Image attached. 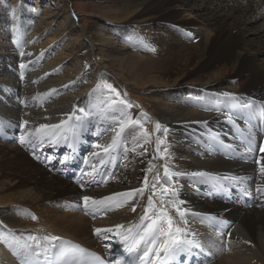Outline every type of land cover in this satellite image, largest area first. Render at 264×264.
I'll return each instance as SVG.
<instances>
[{"label": "bare ground", "instance_id": "bare-ground-1", "mask_svg": "<svg viewBox=\"0 0 264 264\" xmlns=\"http://www.w3.org/2000/svg\"><path fill=\"white\" fill-rule=\"evenodd\" d=\"M107 1L122 7L123 14L116 18V26L137 24L140 29L134 28L127 48L116 49L114 44L108 48L102 46L101 58L112 78L149 90L148 102L154 123L169 129L167 140L160 145L168 151L158 155L155 143L147 137L137 138L130 119H118L116 113L120 109L107 96L88 90L90 74L86 70L79 71L83 61L88 60L86 52L84 56L76 52L71 63L74 61L78 70L69 72L68 56L62 55V49H34L33 45L19 54V40L9 50L1 45L0 51L5 53L0 52V77L4 75L7 79L0 78V90H6L7 97L3 102L5 96H0V222L9 230L17 231L24 237L19 239L33 247L35 242L26 237H59L101 255L102 251L91 249L76 238L77 231L90 233L86 219L64 214L62 220L53 221L50 215L55 214L54 205L62 206L68 213H96L94 215L98 217L94 219L99 218L101 211L108 212L109 215L104 217L110 216L109 221H105L104 226L94 225V229L122 225V233L129 228L135 230L148 196L152 195L151 188L145 187L143 195H137L128 204L116 206L113 202L110 210L91 208L86 212L82 198L88 196L99 200L134 190L143 187L145 176L155 178L158 175L167 180L169 189L174 187L178 199L184 201L180 207L193 213V216L187 214L185 217L186 222L192 217L187 226L189 239L213 251L220 248L219 238L228 236L234 244L232 249H237L227 256L233 264H264V195L257 192L258 187H264V176L259 172L260 164L255 162L264 163V153L259 151L264 134L255 132L259 124L264 128V25L255 32L251 29L257 20L264 22V0ZM81 45L84 49L91 46L87 38H83ZM144 48L147 51H143ZM132 50L141 55L135 56ZM15 64L18 66L14 67ZM64 67L66 73L72 74L67 81L63 80L67 74H61ZM58 75L61 79L56 78ZM76 86L86 89V93L70 94ZM224 93L231 94L236 100L225 97ZM182 94H192L201 100H187ZM18 95L23 98L14 100ZM174 96L179 98L177 104L167 103V99ZM246 103H251L252 107L241 106ZM76 116H81L82 121H77ZM25 121L27 124L21 129L20 125ZM62 122L65 127L78 123L82 126L67 142L61 139L56 145L47 140L42 145L20 143L22 135L27 138V134L40 125ZM122 125L124 131L117 146L105 153L104 149L116 139ZM217 126L230 131L223 134ZM249 129L255 148L253 152L247 151L245 137ZM17 131L19 136L15 134ZM212 137H218L223 143H217ZM9 140L14 143H8ZM186 143L191 146L186 147ZM130 147L135 153L128 158ZM48 150L56 154L51 156ZM60 152L67 153L66 158L60 157ZM80 158L82 162H78ZM166 164L171 171L205 172L221 178L220 183L226 190L220 189L215 181L200 177L185 175L174 177L175 183L169 181L164 177ZM226 177L245 179L238 190ZM245 189L250 194H246ZM155 191L154 204L159 206L156 200L162 193ZM165 199L169 201L171 197L165 196ZM242 199L251 200L253 205L243 207ZM164 207L170 209L174 221H181L173 204L166 203ZM33 211H39L43 221L51 220L50 226L37 232L36 218L34 222L30 221ZM198 220L213 232L212 239L202 235ZM65 221L69 229L76 228V234L66 231L68 228L62 224ZM201 227L204 230V226ZM85 235L93 247L100 249L108 240L107 249L115 253L133 245L131 238L123 240L117 233H108L106 241H97L100 244ZM249 249L260 256L248 254ZM10 257L13 259L9 260ZM159 257L164 258L163 253ZM212 257L211 253L204 255L199 262L206 264ZM0 258L3 264H37L35 258L26 259L20 249L6 247L4 243H0ZM154 258H157L155 253ZM223 259L217 263L228 264L226 258ZM39 264H47L43 254ZM184 264H188V260Z\"/></svg>", "mask_w": 264, "mask_h": 264}, {"label": "rangeland", "instance_id": "rangeland-1", "mask_svg": "<svg viewBox=\"0 0 264 264\" xmlns=\"http://www.w3.org/2000/svg\"><path fill=\"white\" fill-rule=\"evenodd\" d=\"M122 14L123 10L119 4L110 3L107 0L106 2H104V0H0V46L4 45L9 50V48L15 47V42L19 40L20 48L17 51V53L19 54L23 53V51L27 50L29 46L32 47L33 45L34 49H41L42 47H50L54 50L62 49V55L64 54L63 56H68L67 60H69V63H66V66L67 64L71 66L69 72H71L72 70L74 71V69L75 71L78 70L77 66L76 68L74 66V61L73 63H71V61L76 57V52L79 51L78 55L82 56H84L86 52L88 60L83 61L84 65L80 66L79 71L86 70V72L90 74V83L88 86V90L96 89L97 84H111L115 89V93L110 92L103 87H101L97 91H94V93H97V95L107 96L111 102L113 100H116L117 103H115L114 105H116L120 109V112L116 113L118 119H130L131 128L134 130L137 138L147 137L148 141L155 143L157 147L156 139L162 140L165 143V140H167L168 137L167 131L169 129L164 127L162 128L161 126L159 130L156 129L157 124H155L153 121L154 118L152 116L151 106L148 102L149 90H141L138 87L127 84L125 82H118V79H114L109 75V72L103 62L104 58H101L103 51V49H101L102 46L103 48L105 46H107L106 48H108V46L114 44L116 49H123L125 47L127 48L129 46L127 42H130L131 38L134 35V28L140 29L137 24L116 26V24H118L116 23V18ZM263 25V20L259 19L252 24L251 29L253 30V32H255L256 30L261 29ZM19 26L22 28V30ZM83 38H87L91 45L86 49H84V47L81 45V41L83 40ZM107 38L111 39L107 40ZM72 47L75 48L71 50ZM145 50L147 51L146 48L143 49V51ZM132 51L137 57L141 55L137 50ZM17 66L18 64L14 65V67ZM66 72V67L62 68L61 74H67V78L63 80L67 81L68 79H71L72 74H68ZM61 74L59 75L61 76ZM59 75L56 78H58ZM3 77L7 79L4 75L0 78L3 79ZM48 80L44 83H47ZM86 91L87 90L83 89L81 86H76L75 89L70 92V94L78 96L86 93ZM116 93H119V97L116 96ZM0 96H5L4 98H2V101L4 102L5 98L7 97L6 90H0ZM182 97L186 98L187 100L193 101L201 100L200 97H196L192 94H182ZM19 98L22 99L23 95H18L14 98V100ZM172 99H167V103L177 104L176 100H179V98L177 99V97L174 96ZM118 100L126 101L130 105V107L126 106L125 104H120ZM211 102H213V100H211ZM22 116L26 117L25 114H22ZM133 120L139 121V125L133 123ZM234 124L235 123L233 122V125ZM165 129L167 131H165ZM217 129L220 130V132H224L223 134H225V132L227 131L229 132V129H225L223 126H217ZM15 134L19 136L20 132L17 131L15 132ZM7 142L10 144L14 143L12 140H9ZM185 146L190 147L191 143H186ZM164 149L165 147H160L159 155L162 156L163 154H165ZM54 152L55 151L48 150V153L51 156H54L56 154ZM134 153L135 149L133 147H130L127 153L128 158H131ZM59 155L65 158L67 156L65 152H60ZM78 162H82V159L80 158ZM39 167L42 168L41 165H39ZM147 178L149 182H151V180L154 181V178H150L148 176ZM159 179L162 183L161 185H157L155 189L157 190V192H159L161 190V187L164 185L170 188V183L167 180L163 179V177H159ZM143 187L144 189L145 187L147 189V186L143 185ZM9 194H11V192ZM165 200L167 201V199ZM158 201L159 200L157 199L156 203H158L159 205ZM54 206L56 207L54 208L55 214L50 215L51 220H62V218H64V214L70 216V218L76 215L86 219V221L89 223L88 227L90 228V233L80 230L77 231L78 233L76 234V228L69 229V227H67L68 223L66 221L62 224L66 225V227L68 228L66 231L68 233L76 234V238L80 239L82 243L88 245V247H90L91 249L107 252V248H109L110 243H108L109 241L107 239L106 243H102L103 240H106L104 238L97 237L94 234V225L104 226L103 224H105V221H109L110 219V216H108L107 218L104 217V215H109L106 214L108 212L101 211L102 214L99 215V218L94 219L95 217H98L97 215H94L96 213L90 215H85V213H79L76 211H70V213H68V211L64 210L62 206L59 207L58 204ZM122 209H126V207H122ZM89 210H91V208ZM167 210L170 211V209ZM32 214L34 215L32 216L36 218L35 223L38 224V226L35 227L37 229V232H39L46 226H50L51 220L49 222L43 221L42 218H40L41 216L39 211H33ZM188 214V216H193V213ZM65 219L68 221L67 218ZM190 220H192V217H190ZM190 220L186 223H183L179 220L177 221V223L181 225V228L185 229L187 237L190 236L187 230L188 224L191 223ZM30 221L34 222L33 219ZM198 222L199 227L201 228L200 231H202L203 233L202 235L208 236V240L210 238L212 239L214 235H212L211 230L207 228L208 226L205 223H202L200 220H198ZM202 225L204 226V230H202ZM57 228H60L59 225L57 226ZM101 228L102 227H99V229ZM0 231H3L5 234H8V232L10 231L11 234L17 236L18 239H24V237H22L17 231L12 229L9 230L1 222ZM85 234H88L91 237L92 241L96 244L102 243V248L100 249L98 247H93L89 242L90 240L87 241ZM35 237L39 236L35 235ZM99 240L100 243L97 242ZM219 242H221V240H219ZM232 245L234 244H231L229 249H214L213 251L211 249L204 248V253L201 251L199 253L200 255L208 254L210 251L213 253L212 260L206 264H218L217 262L220 260H224L223 258H226L228 264H233V260L230 257H227L230 256L232 252L237 251V249H232ZM6 247H9V245L6 244ZM248 254L260 256L259 254L256 255V253H254L251 249L248 250ZM11 259H13V257L9 258V260ZM0 264H3L2 258H0ZM246 264H249V262Z\"/></svg>", "mask_w": 264, "mask_h": 264}, {"label": "snow or ice", "instance_id": "snow-or-ice-1", "mask_svg": "<svg viewBox=\"0 0 264 264\" xmlns=\"http://www.w3.org/2000/svg\"><path fill=\"white\" fill-rule=\"evenodd\" d=\"M24 65H21L23 68ZM21 79H23V72L21 73ZM101 87L109 90L110 92L115 93V89L111 84L104 83L103 85L97 84L96 89L94 91L99 90ZM225 97H228L231 100H236L234 96L228 93L223 94ZM116 96L119 97V93H116ZM120 104H125L126 106L130 105L124 100H118ZM113 104L117 103L116 100L112 101ZM245 108H251V103H246L241 105ZM83 109H80V112L83 113ZM71 120L72 117H69ZM77 121H82L81 116H76ZM229 121L231 122V116H229ZM133 123L139 125V121H133ZM27 121L23 122L20 125L21 129L25 128ZM82 124L69 125L65 127L64 122L61 124H53V125H40L35 129L34 132H29L27 134V138L25 136L20 137V143H30L33 145L43 144L45 140H47L50 144L56 145L60 143L61 139L67 142L71 136L76 135V129L81 127ZM142 127V126H141ZM156 129H160V125H156ZM124 131V126L122 125L120 128V132L117 133L116 139L113 140L112 144L104 149L105 153H109L117 146L121 133ZM165 131H167L165 129ZM244 134H242L243 136ZM217 143H223L219 141L218 137H212ZM247 142V151L253 152L255 148L251 139V129L248 130L247 136L245 137ZM164 142L162 140L157 141V154L160 152V145ZM225 147L231 148V145H223ZM261 153H264V146L259 148ZM164 152L167 153V148L164 149ZM50 160V158H49ZM257 164H260L259 172L262 176H264V163H261L260 160L255 161ZM64 163V161H61ZM150 170V169H149ZM191 176V177H200L206 180L215 181L220 189L226 190V186L220 183V179L218 177L210 176L205 172H191L184 173L178 171H171L168 165H164V177H166L169 181H173L174 177H182V176ZM225 179H229L232 184L237 187L239 190L243 183V177H226ZM174 182V181H173ZM161 180L157 175L154 178V181L149 184L147 176L144 178V185L150 187L152 189V195L148 196L147 205L144 207L143 215L140 217V224L135 226V230L129 228L127 232L122 233L121 229L122 225H116L114 228L107 229H95L94 234L97 237L107 239L108 233H117L123 237V240L132 239L133 245L139 246L141 243L145 245L142 250V255L139 256V259L143 262L145 258H151V254L155 253L156 257L159 258V254L162 252L164 256V264H169L170 261L174 260L177 254L182 252H188L192 249H200L201 252L204 251V247L202 244L187 238L186 231L181 228L176 221H174L173 217L169 214V211L164 207L166 203H171L175 207L176 214L181 218V222L186 223L185 217L188 214V210L182 209L180 205L184 203L178 199L177 192L175 188L169 189L168 186L164 185L161 187V195L159 197V206L154 204V197L156 196V187L157 185H161ZM175 183V182H174ZM144 187H140L134 190H130L127 192L115 193L110 196H106L103 199H94L88 196H84L83 199V207L87 212L89 208H104L110 210L113 207V202H115L116 206H122L124 204H128L129 201L133 200L137 195L142 196L144 193ZM246 194H250L247 190H244ZM257 192L264 195V187H258ZM165 196H170L171 200L166 201ZM132 210L135 211V206H132ZM151 213V215H150ZM35 219V217H32ZM148 223H145V222ZM134 232V234H133ZM139 237V239H137ZM26 240H31L35 242V247L27 244L26 242H22L18 239L14 234L8 233L5 234L3 231H0V242H3L10 247L15 246L16 248L21 250V253L25 255L26 259L35 258L37 264H39V257L41 254L44 255L47 264H106V262L99 256L88 252L86 249L80 247L79 245L73 244L68 241H62L59 237H35L28 236ZM50 245V247H49ZM125 251L132 253L137 251V247L134 246H126ZM107 264H128V262L123 257H115L113 260H109Z\"/></svg>", "mask_w": 264, "mask_h": 264}]
</instances>
